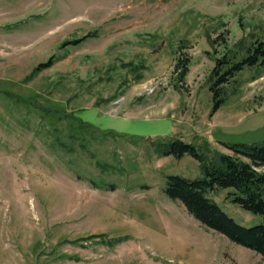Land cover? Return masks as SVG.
Here are the masks:
<instances>
[{
  "label": "rangeland",
  "instance_id": "374dc122",
  "mask_svg": "<svg viewBox=\"0 0 264 264\" xmlns=\"http://www.w3.org/2000/svg\"><path fill=\"white\" fill-rule=\"evenodd\" d=\"M241 39L264 40V0H0V264H264L166 195L169 175L204 172L161 154L176 138L206 161L264 142V63L218 110L210 88ZM233 191L206 195L263 223Z\"/></svg>",
  "mask_w": 264,
  "mask_h": 264
},
{
  "label": "trees",
  "instance_id": "16d2710c",
  "mask_svg": "<svg viewBox=\"0 0 264 264\" xmlns=\"http://www.w3.org/2000/svg\"><path fill=\"white\" fill-rule=\"evenodd\" d=\"M215 41V40H214ZM240 52V58L237 53ZM264 63V40L255 39L246 42L244 39L236 43L224 55L215 58L209 82L215 98V110L227 99L226 83L246 65ZM53 64V58L41 63L27 77L31 78L37 71ZM189 59L179 58L176 67L181 69L180 79L183 81L189 71ZM36 71V72H35ZM161 154L182 157L191 154L202 163L204 176L189 179L180 175H169L165 193L173 200H180L187 211L206 227L214 229L233 242L258 252L264 257V221L254 226H244L229 216L206 192L219 187H232L233 201L244 208L259 213L264 218V142L253 144H233L229 147L236 155L218 153L206 161L198 148L176 138L172 142H164ZM248 158V160L245 159ZM116 189L114 184L108 186Z\"/></svg>",
  "mask_w": 264,
  "mask_h": 264
}]
</instances>
